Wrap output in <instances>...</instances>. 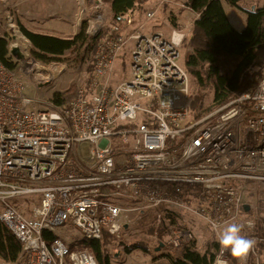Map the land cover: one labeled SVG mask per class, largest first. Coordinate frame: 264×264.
Instances as JSON below:
<instances>
[{"label":"built area","instance_id":"1","mask_svg":"<svg viewBox=\"0 0 264 264\" xmlns=\"http://www.w3.org/2000/svg\"><path fill=\"white\" fill-rule=\"evenodd\" d=\"M167 1L136 26L130 12L119 23L97 16L105 31L92 52V76L67 106L37 107L23 76L0 59V222L21 244L14 261L0 264H97L90 251L70 249L60 228L69 224L87 240L104 232L119 237L144 212L178 249L199 240L180 210L212 230L217 249L210 264L221 255L226 264H248L251 255L259 264L264 74L254 90L192 113L189 75L179 62L192 23L165 33L143 30ZM128 45L126 64L120 55ZM116 68L128 76L113 77ZM83 143L87 155L76 149ZM230 223L242 224V234L255 241L234 263L217 240ZM44 232L56 236L49 240Z\"/></svg>","mask_w":264,"mask_h":264},{"label":"trees","instance_id":"2","mask_svg":"<svg viewBox=\"0 0 264 264\" xmlns=\"http://www.w3.org/2000/svg\"><path fill=\"white\" fill-rule=\"evenodd\" d=\"M147 1L104 0L115 23L121 22L123 15L133 9H140ZM181 1L197 14L192 21L191 31L184 38L181 46L187 49L184 52L182 64L190 80V108L192 113L201 115L242 92L254 90L262 78L264 74V3L247 10L245 25L237 30L227 16L222 0ZM226 2L235 5L237 0H226ZM176 17L175 13L168 17L174 27H178ZM86 28L87 23L84 22L77 33L69 37H60L19 24L21 34L31 45L32 59L41 63L61 61L69 66L81 64L86 55L92 54L100 38L88 34ZM0 59L8 67H16L4 36L0 37ZM76 90L77 88L72 85L63 91H55L50 101L55 105L67 106ZM209 91L212 93L211 100L207 96ZM156 186L162 187V184L156 183ZM138 228L156 239L154 250L161 243L165 247H171L168 242L163 241L164 229L162 226L155 225V217L152 214L144 215ZM256 233L262 234L260 224L256 226ZM43 235L49 240H53L56 236L46 232ZM110 236L104 232L99 239H82L80 248L90 251L96 258L97 264H111L108 261L106 249L117 240ZM258 245L261 250L262 244ZM69 247L73 249L74 245L70 244ZM123 248L128 253L135 248L149 250L140 241L132 245L124 244ZM20 249L19 240L0 222V259L12 262L17 258ZM216 249L217 242L214 239L208 241L203 251L198 250L196 239H191L178 248L176 251L178 254L155 251L153 258H166L169 264H210ZM232 261L234 263L236 258L233 257ZM255 262V256L251 255L248 264H255Z\"/></svg>","mask_w":264,"mask_h":264},{"label":"rangeland","instance_id":"3","mask_svg":"<svg viewBox=\"0 0 264 264\" xmlns=\"http://www.w3.org/2000/svg\"><path fill=\"white\" fill-rule=\"evenodd\" d=\"M223 1L224 9L229 16L232 24L237 30H240L245 25V12L253 6L262 5L264 0H237L235 5L228 4ZM160 0H148L140 9H133L131 14L137 17L134 26L143 22L145 12L159 4ZM181 0H169L164 2L161 14L148 22L143 30L157 29L162 32H168L169 28L174 27L168 17L175 13L176 21L179 26L191 24L194 20V12L187 8H182ZM162 7V4H161ZM33 12L37 15H34ZM98 15L102 16L104 23H114L112 14L108 5L104 0H0V37H5L8 43V49L13 46L18 47L19 55L10 54L13 61L16 63V69L26 81V93L35 99L37 107H49L51 95L55 91H63L70 86L83 87L92 76L93 57L92 54L85 56L83 62L77 66H69L65 62L53 61L49 63H41L32 59L29 41L21 34L19 24H23L33 30L57 35L60 37H69L77 33L84 22L87 23L86 32L93 36L101 37L105 29H100ZM141 21V22H139ZM137 22H139L137 24ZM129 45L126 47L124 55L120 58L128 64ZM186 47L181 46L179 62L182 63ZM119 62V61H118ZM264 71V69H263ZM124 79L128 76L126 69L121 73L119 70H114L113 77ZM115 81H118L116 79ZM207 96L212 99V93L209 91ZM80 148L82 154L87 155L89 143L76 145V149ZM144 215H147L144 212ZM148 214H152L148 213ZM142 215L135 218L133 222L124 228L119 237L110 236L117 240L115 244L109 245L106 253L109 256L111 264H169L166 258L154 259L153 255L156 250L154 246L156 239L146 235L140 231L138 225L142 220ZM180 221L187 225L199 238L197 240V248L203 251L208 241L214 238L212 230L208 226H204L198 218L190 211H177ZM177 223L179 220L174 219ZM63 234H67L72 241L75 250L80 248L82 235L71 227L69 224L60 228ZM121 241V244H120ZM140 241L149 250L145 251L141 248H135L131 252H126L123 246L132 245ZM163 241L169 242L168 237L164 236ZM256 245L255 253L258 257L259 264H264V245ZM178 249L173 247H165L164 245L158 251H165L171 254H178Z\"/></svg>","mask_w":264,"mask_h":264},{"label":"clouds","instance_id":"4","mask_svg":"<svg viewBox=\"0 0 264 264\" xmlns=\"http://www.w3.org/2000/svg\"><path fill=\"white\" fill-rule=\"evenodd\" d=\"M175 40V37H174ZM243 233V225L237 223L226 224L217 235L221 251L229 250L235 258L245 257L254 247L255 241ZM214 264H226L221 256H217Z\"/></svg>","mask_w":264,"mask_h":264},{"label":"water","instance_id":"5","mask_svg":"<svg viewBox=\"0 0 264 264\" xmlns=\"http://www.w3.org/2000/svg\"><path fill=\"white\" fill-rule=\"evenodd\" d=\"M251 9H254V6ZM9 53L12 54V55H19L20 56L19 49L16 46H13L12 49H10ZM244 209L247 210V205L244 206ZM126 227H127V225H124V228H126ZM161 245H163V243H161ZM161 245L156 247L155 250L156 251L159 250Z\"/></svg>","mask_w":264,"mask_h":264},{"label":"crops","instance_id":"6","mask_svg":"<svg viewBox=\"0 0 264 264\" xmlns=\"http://www.w3.org/2000/svg\"><path fill=\"white\" fill-rule=\"evenodd\" d=\"M130 13H131V12H130ZM33 14H34V15H37V14H35L34 12H33ZM131 15H132V14H131ZM196 16H197V14L194 13V18H195ZM227 16H228V15H227ZM228 17H229V16H228ZM194 18H193V19H194ZM229 19H230V18H229ZM136 21H137V17H134V24L136 23ZM230 21H231V20H230ZM139 22H141V21H139ZM139 22H137V24H138ZM231 23H232V22H231ZM233 26H234V25H233ZM241 29H242V28H241ZM46 34H49V33H46Z\"/></svg>","mask_w":264,"mask_h":264}]
</instances>
